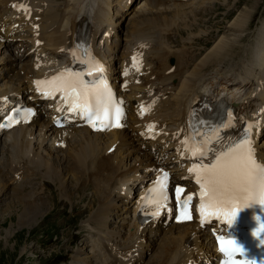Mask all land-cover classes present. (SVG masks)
Listing matches in <instances>:
<instances>
[{
  "label": "bare ground",
  "instance_id": "1",
  "mask_svg": "<svg viewBox=\"0 0 264 264\" xmlns=\"http://www.w3.org/2000/svg\"><path fill=\"white\" fill-rule=\"evenodd\" d=\"M53 1L0 0V71L7 67L5 78H9L0 84V108H3L1 98L8 97L10 102L22 100L20 102L29 105L26 109L34 113L30 115L28 125L17 124L10 133L0 131V140L6 135L13 151L11 155L15 164L10 163V182L22 183L25 176H37L42 169L56 180L59 176L56 169L58 161L53 159L54 155L48 152L46 146L50 144L49 150L52 153L68 151L67 164L62 165L61 175L69 174L70 181L72 179L73 182L92 188L89 206L97 208L93 222L99 226L95 224L102 234L100 231L114 224L109 221L110 211L107 207L115 202L119 210H127L119 206H126L125 200L129 203L132 201L127 191L124 196L122 192L125 187L130 188L128 184L132 182H137L136 190L143 187L148 177L144 173L146 167H154L155 171L160 170L158 167L162 171L171 170L166 161L156 165L154 156H140L143 145L146 147L147 144L152 150L156 147L163 155H170L172 149H177L175 155L183 173H174L172 176L175 183L181 184L187 168L183 165L188 164L193 157L185 152L181 143L189 138L197 141L194 123L198 112L204 110V97L208 96L222 104L233 102L241 113L251 111L254 118L255 112L264 108V24L262 27L260 25L258 36L255 35V38L258 37L254 47L256 53H243L241 45V41L247 37L246 32L253 15L255 4H252L253 8L243 9L229 24L226 34L220 36L211 49L205 50L207 53L188 55L185 46L179 53L175 50L179 44L171 33H177L178 21L190 19L191 15L194 18L204 15V8L201 11H188L189 6L195 4L193 0H140L137 6L144 3L137 9L136 5L133 7L137 0H120V7L118 0H61L62 10H55L51 5ZM206 4L205 1L203 5ZM13 5L23 7L19 11ZM114 6L118 8L115 11ZM29 7L31 11L26 12L24 9L29 10ZM126 8V13L131 11L134 18L122 40L118 35L119 30H116L118 20L114 12L118 14ZM212 8L214 6L207 9V13ZM16 25L18 29H15ZM185 25L188 26V22ZM84 29L89 31L90 36L87 44L82 46L78 43V35ZM107 33L112 36L102 37ZM24 47L26 52L34 50L36 57L33 62L31 54H22ZM78 49L83 50L99 67L107 70L114 84L123 82L119 84L121 89L117 93L126 100V110L122 109V122L125 126L117 131L93 133L78 126L76 122L60 123L57 128L56 118L52 116L55 103L49 101L50 97L41 94L49 91H37L35 81H41L47 75L53 76L55 72L81 58ZM197 55L202 58L197 60ZM116 58L117 64L123 67L118 77L114 75ZM175 58L177 63H171ZM174 78L179 80L174 83ZM7 114H11V110L0 114V122L4 121ZM239 121L245 119L241 117L231 122L237 124ZM150 126L154 127L150 130ZM146 140L156 142L146 143ZM135 142H141V148L135 149ZM114 145L116 151L108 153ZM258 147L264 160V143ZM43 151L48 154V158ZM126 154L127 159L136 154L135 159H139V163L134 167L126 165ZM78 164L80 166L76 167ZM2 177L0 171V190L9 184ZM186 185L189 186L190 182ZM44 186L47 191L50 190V183L45 182ZM13 191L17 197L22 189L20 187ZM114 193L116 199L112 198ZM26 199L24 197V200L14 202L15 205L26 204H22V214L23 218L29 219V215L39 210L41 205L35 201L26 202ZM121 210L118 211L121 216L119 213L117 215L122 221L121 232L110 233L96 240L101 244V253L94 255L96 263L105 258L104 262L111 264H142L150 251L153 255L150 256V253L147 264H188L195 255H199L200 259L203 252H207V264L212 262L211 257L215 256V251L211 244L206 246L198 241L201 235L195 224H172L167 228L160 225L147 226L139 231L133 214L129 219L122 218ZM107 242L113 245L110 249L107 248ZM194 245L198 248L197 252L190 249ZM88 246L94 248L93 244Z\"/></svg>",
  "mask_w": 264,
  "mask_h": 264
},
{
  "label": "rangeland",
  "instance_id": "2",
  "mask_svg": "<svg viewBox=\"0 0 264 264\" xmlns=\"http://www.w3.org/2000/svg\"><path fill=\"white\" fill-rule=\"evenodd\" d=\"M139 1L140 0H137L136 4ZM194 1L195 4L193 6L190 5L188 11H201V9L204 8L205 12H203L204 15L202 16L194 18L191 15L192 18L177 22V33H171V35L178 40L179 46L175 47L178 53L183 51L182 49H184V46L186 47L185 50L188 55H195L200 52H203L201 55L207 53L206 51L212 48L217 42V39L226 34L225 32L229 24L234 21L239 13L245 8H253L252 4H255L253 15L249 29L247 30L248 32H246L247 37L241 41V45L243 53L247 52L250 54L255 51L254 47L258 41L256 40L258 39V29H261L264 24V0H193L192 2ZM205 1L207 4L203 5ZM119 3L120 0H118V7H120ZM62 4L63 2L61 0H54L51 2L55 10H62ZM114 4L117 6V3ZM142 4L143 2L140 6H142ZM116 6H114V11L118 9ZM213 6L214 8L207 13V9ZM170 9L171 8H169V10ZM124 14L125 13L122 15ZM133 18L134 14L130 12L126 13L123 17L119 15V17L116 18V20H118L117 27L119 25L121 26L119 31L124 38L128 33L127 28L130 26ZM187 22L188 26L185 25ZM193 26L194 28L191 30L190 28ZM180 32H182V34ZM220 32H222L221 35ZM256 34L257 36L255 38ZM251 44H253V46ZM238 54L239 49L237 50V55ZM33 58L34 56L31 59ZM200 58H202V56H199L197 60ZM173 62L176 64L177 58L172 59L171 63ZM226 67L228 68V65H226ZM120 74H122L121 71L119 75ZM177 79L179 80V78H174L173 82H177ZM1 83L2 81H0V84ZM3 83L5 82L3 81ZM5 137L6 135L2 136L0 143V171L3 175L1 179L3 181L8 180L9 184L5 189L0 190V264H85L84 262L87 264H111V262H104L106 260L105 258H102L103 262L99 259L98 263H96L97 259L94 255L97 256V252L101 253V244L96 241L98 237L103 239L110 233L121 232V218H117L118 213L119 216H121V212H118L121 210L117 208L118 204L115 203L117 205H114V203H112V205L107 207L110 211L109 221H112L114 224L110 228L100 231L102 233L100 234L98 231L99 226L93 222L97 208H90L89 206L93 195L92 188L83 186V184L77 181L73 182L72 179L70 181L69 174L65 173L62 176V165L67 164L66 158L68 157V151L59 153L53 151L52 153V150H49V146H46L48 152L51 151L50 153L54 155L53 159L58 161L56 169L59 172V176L56 180L52 178L50 173L42 169L37 176H25V178L22 179V183H17L12 180L10 182L11 168L15 163H13L12 160L13 156L11 154H13V151L9 146V138ZM136 147H139V143L136 144ZM9 148L11 150H9ZM36 153L38 155V152ZM109 153L111 154L113 152ZM43 154L48 158V154L45 153V151H43ZM172 157L173 156H171L170 162L173 168H175V158ZM125 160L128 166L131 165V167H133L139 159H127L126 154ZM78 166H80V164L76 167ZM45 182L51 185L48 191L44 186ZM20 187L22 191L15 197L13 189L17 190V188ZM83 187L88 188L83 189ZM2 191H6V193L3 194ZM24 197L27 198L25 200L26 202L35 201L37 204L41 205L39 210L29 215V219L23 218L24 211L22 210L24 209L22 204L25 203L15 205L14 202L18 199L24 200ZM119 207L127 209V205ZM85 242H87L86 245ZM89 242H92L94 245L93 249L89 248L88 245L92 246ZM109 244V242L106 243L108 249L113 246ZM91 251L93 254H91ZM147 262L148 259H146L144 264H147Z\"/></svg>",
  "mask_w": 264,
  "mask_h": 264
},
{
  "label": "snow or ice",
  "instance_id": "3",
  "mask_svg": "<svg viewBox=\"0 0 264 264\" xmlns=\"http://www.w3.org/2000/svg\"><path fill=\"white\" fill-rule=\"evenodd\" d=\"M13 7L22 8L23 6L13 5ZM26 12L28 9H24ZM135 65V57L133 58ZM98 70L99 69L97 65ZM89 75L91 72L88 73ZM57 81L61 83L55 88V91L66 93L65 100L71 99L68 107L69 112H76L77 115L87 114L89 123L96 128L93 123V117L100 118L103 112L105 117L108 115L109 107L112 106V96L110 92L102 93L98 90H92L95 98V108L88 102L89 90L83 84L80 74L62 72L50 81H35L37 91H41V85L53 84ZM44 96H50V92H42ZM81 110V111H78ZM63 110V109H60ZM27 115H33L31 110H25ZM117 122L114 124H104L101 120V128L120 127L118 122L119 116L122 114L121 109L115 107ZM13 116H9L7 121L0 124V127L11 125ZM154 126H150L151 128ZM249 132L245 137L218 153L215 160L210 164L194 163L188 169L189 173L194 175L195 182L199 185V204L196 211L200 217L202 225L211 222L213 219L226 223L229 229L232 228L236 221V217L243 208H251L259 206L261 212L264 213V162H260L256 158L255 149L252 144L250 131L255 125H249ZM218 135V132L216 133ZM211 137L201 135L199 141H192L191 138L184 140L181 146L185 152L193 156L194 159H202L207 153L209 141ZM168 173L163 172L162 178L157 179V187L150 190L152 193H158V198L151 200L150 196L145 197L149 203L155 204V211L151 214L158 216L160 209L166 207L168 200L167 181ZM185 189L175 187L174 195L176 202L180 205L179 215L176 217L178 222L190 221L192 219V210L190 208L193 201V194L183 195ZM148 203L144 205L147 207ZM259 227L252 231L251 235L256 238L258 245L264 247V216L255 217ZM219 243V251L224 254L226 259L223 264H264V257L259 260L249 256L248 251L243 244L238 243L231 237L218 235L216 237ZM245 257V259H237L236 257Z\"/></svg>",
  "mask_w": 264,
  "mask_h": 264
}]
</instances>
